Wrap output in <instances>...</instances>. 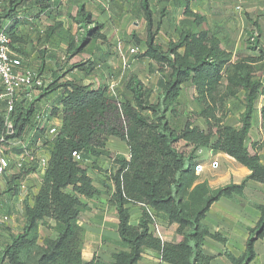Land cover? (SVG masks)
Segmentation results:
<instances>
[{
  "label": "trees",
  "instance_id": "trees-1",
  "mask_svg": "<svg viewBox=\"0 0 264 264\" xmlns=\"http://www.w3.org/2000/svg\"><path fill=\"white\" fill-rule=\"evenodd\" d=\"M191 1L200 0H171V5H180L185 18L180 22L178 39L169 40L163 49L155 38L166 8L155 21L150 0H141L146 40L141 42L133 37L137 48L141 47L134 56L139 61L148 59L158 65L155 71L159 78L154 89L147 91L129 74L120 79L122 90L130 94L131 99H128L118 91L120 84L113 95L109 85L98 80L86 85L71 80L62 82L66 75H59L61 69L50 70L48 93L61 92L60 108L55 109L61 114L60 127L48 143L49 161L33 203L24 202L22 229L11 233L10 240L0 244V264H103L95 257L89 262L83 260L85 230L78 221L88 210L89 202L101 194L93 185L95 167L84 162L109 158L110 153L105 149L109 138L127 145L129 159L117 157L111 178L110 201L117 214L120 240L114 243L118 251L108 264H139L144 250L156 252L164 264H210L213 257L202 250L205 240L209 238L226 246L227 240L212 233L203 221L213 203L221 199L234 201L235 197L244 199L245 182L254 181L264 186V165L257 154H250L246 144L254 107L260 97L263 98L261 125L264 129V85L253 68L260 61L264 63V50L258 49L256 58L232 62V53L224 48L216 34L200 30L205 18L190 11ZM60 5L61 0L3 1L0 29L5 27L15 54L23 56L22 28L28 25L26 17H29L21 15L20 9H33L36 13L31 17L35 20L42 16L51 19L59 12ZM76 23L84 33L75 49L68 43L63 66L87 49L89 39L93 42L90 49L104 40L103 27L95 25L91 14L81 5ZM55 29L46 35V40L49 41ZM44 54L41 52L39 56ZM89 62V66L71 63L68 72L80 70L89 74L95 67L94 61ZM41 68L43 65L38 68L39 72ZM225 74H228L227 81L244 93V111L238 128L216 119L217 108L211 103ZM185 84L192 87L199 112L177 126L174 124V131L170 119L176 115ZM236 93L229 91L234 97ZM153 96L155 100L151 102ZM15 114L16 136H20L32 115V107L24 111L17 109ZM199 118L205 128L195 123ZM179 141L191 150L188 153L177 150L173 145ZM201 149L236 159L250 175L242 184L214 190L205 183L194 184L195 159ZM73 152L80 155L79 161L72 157ZM28 174L29 170H24L7 177L8 191L17 194L16 181L24 180ZM130 207H138L141 212L135 226L130 224ZM253 207L261 213V218L249 229L245 253L235 257L226 249L222 252L230 264H250L255 259L254 242L264 235V204H253ZM159 221L178 224L177 233L182 235L183 241L163 242L153 232V225ZM39 226L52 232V236L43 238L41 243Z\"/></svg>",
  "mask_w": 264,
  "mask_h": 264
},
{
  "label": "crops",
  "instance_id": "crops-1",
  "mask_svg": "<svg viewBox=\"0 0 264 264\" xmlns=\"http://www.w3.org/2000/svg\"><path fill=\"white\" fill-rule=\"evenodd\" d=\"M90 1H92L96 5L99 4L98 1L95 0H90ZM170 2L171 0H150V9L153 11L154 20L157 21L158 19L156 20V17H158L159 12L163 8H166L164 18L161 19V26L165 25L166 28V31L164 32L165 34H169V35L173 34L172 35L173 37H170L169 40L176 41L178 39L180 22L185 17L183 16V10L180 7V5L179 4L174 5L173 3L171 5ZM227 2H231V0L191 1L189 4V9L192 13L200 14L205 18V23L201 26L200 30H211V32L215 33L216 37L222 42L224 48L232 53V61H234L233 60L234 56H237L239 59L243 57L256 58L258 56V51H259L258 49L264 50V0H236L237 4L246 5L248 3L249 6H251L252 8L248 10L242 9L243 13L242 12L238 14L235 13L237 16L231 18L235 19L236 25L229 24L228 25L229 30L226 29L227 25L225 24L226 22L232 24V19L225 17L228 13L230 14V11L226 9V5H228ZM111 3H112L111 15H109L108 17L105 15L98 16V14L96 13V15H92L91 17L96 18V20L99 23H101V21L106 22L107 23L106 25H111L110 21L107 22L108 19L120 23H122V21L125 22L127 20V21H131L134 27L140 24L143 26V29L145 28L146 30V21L144 19V15L141 9V0H112ZM79 6L80 5L77 6V10ZM118 6H120L119 10H117L116 8ZM254 13L259 16V18L257 19L258 22L257 24L254 25L253 28H250L249 26L251 24L250 15H253ZM233 15L234 13H232V16ZM43 18L47 19V17L42 16L40 20ZM163 19H165V21H163ZM26 20L29 23L27 26L22 28L23 30L22 43L20 48L23 54L22 66L31 67V68H40V66L43 65V68H41L40 72L46 77L50 75L51 69L62 70L60 66H63L64 64L62 62L64 61L65 55H62L61 57L51 55L47 49V45H41V43L38 41L39 36L36 35L37 33L36 27L38 26L37 21L40 20H35L30 16L26 17ZM5 24L6 23H4V25ZM106 25L105 26L101 25L103 27L101 33L104 36V39L106 37L104 33L106 30ZM235 29H236V36L234 39L235 42L232 43L234 47L233 45L227 47L224 44L225 36L227 35L228 31H230L231 33ZM115 30L117 31L118 28H115ZM251 32H254L253 35H250ZM247 34L250 35L248 37L249 39L251 37H255V41L253 42L256 43L255 45H252L249 39L247 41L248 45L246 44L245 36ZM106 42L101 40L96 43L98 45H101L100 48L96 47L97 48L96 51L98 49L101 50V58H99L95 62V67L93 71H91L88 74L86 72L77 70L80 71V75L82 77L90 79L88 81L89 83L97 82V80L103 82L102 81L103 79L101 80L100 77L104 78L105 81V79H107V75L110 76L112 75V71H113V67L111 64L112 59L118 58V60L122 62L123 65H125L128 56L135 55L132 54L130 50L136 47L129 49L127 53V51H125V48L122 47L120 43H118L115 50L113 49L111 51L110 48H108L109 46L106 44ZM92 45L93 42H90L87 48H90ZM44 47H46L47 51H44L45 54L43 56H39V51L42 52V49ZM253 47L254 49L252 50ZM46 59L49 60L46 61ZM144 60H148V59H144ZM155 73L157 72L155 71ZM158 78H159V74L157 73V80ZM111 82L112 81L108 83L106 82V84L109 85ZM50 102H52L51 99ZM262 102H263V98L260 97L254 107V112L252 114V123H251L252 128L256 127L261 133H262V128H261ZM250 135L251 133H249V137ZM118 143L120 144V146L123 145L126 146L124 142L118 141ZM125 149L127 150V147H125ZM14 150L17 151L16 148ZM111 150H117V149L112 146ZM122 155L127 156L128 151H126ZM197 156H199V158H202V156L204 158L215 157L220 159L221 161L222 168L216 173L215 177L209 183L210 188L213 190L225 187L230 184L239 185L243 180L246 179L247 176L250 175V172L245 167H242L240 165H239L240 167L237 168V171L230 169L231 166L229 160H233V159H231L229 156L223 153L220 152L213 153L211 150L201 149L197 152ZM43 172L44 171H29V174L25 176L24 180L20 182L16 181V184H19L18 187L19 190L17 194H14V192L12 191L9 192L6 183H7V177H11L12 175H17L18 171L7 172L0 179V189L1 191L4 190L3 191L4 193L8 195H12L11 197L13 198L9 200L10 203H12L14 202L16 197L22 194L20 192V189L23 181H25V179H27L28 177L30 181L34 176H38L39 179L41 178ZM207 173H209V167L208 166L201 167L200 174L204 175ZM102 186H104V184ZM94 187L101 192L100 195H103L104 191H109L111 195L113 194V187L111 184L110 185L106 184L104 190L103 188L97 185H94ZM260 189H262V191L264 192L263 185L254 181L253 182L250 181L246 184V187L244 189V199L238 198L237 200L235 198L234 201L221 199L210 206V209L206 214L203 222L207 227H209L212 233H217L220 234L222 237H224L227 240V243L226 246H223L218 242L207 238L206 240L209 239L214 242V244L212 243L209 244L210 245L212 244L211 246H215L214 247L215 252H210L207 255L209 256L214 254L220 255L225 249L228 250L235 257L237 255H243L245 253L246 251L245 244L247 239L249 238V229H253L261 218V213L253 207V204H263L264 202V195H262V193L260 194L259 191ZM0 202H2L4 205L6 201L0 198ZM89 203H90L89 204L90 208L92 207L93 210H95L96 208L100 210L99 207H101L105 214L103 215V217H95L94 215H91V217L85 220V224L82 225V227L85 230V236H84L85 240L82 249V258L85 262H89L95 257L97 261H99V263H103V264L111 263L113 254L117 252L115 251L116 246L114 243L120 240L117 232L118 220H117V214L115 208L111 204L110 199H107L106 202H103L101 199H95L90 201ZM131 208L133 207L129 208V212ZM11 209L12 210L14 209L13 203L11 205ZM133 211H134V215L137 217V221H135V223H132L130 220V224L135 226L138 222V219L140 218L141 212L138 207L133 208ZM4 214L8 215L7 213ZM105 215H107V217ZM9 221H4L0 223V244L4 242H8L10 240V234L13 233V230L8 231L7 229H5L7 227H5L4 225L8 224ZM21 221L24 222V215L23 218H21ZM250 222H253V224L249 225ZM158 226L162 230L164 240L167 242L171 241L172 236H170L166 232L167 224H164L162 221H159ZM38 233H40V230L38 231ZM50 234L52 235L51 231ZM206 240L204 244H206ZM234 240L238 241V243L235 244ZM103 241H105V243ZM254 252L256 256L255 259L250 264H254L255 260H259L260 263L264 264V235L261 238L255 240ZM213 260L210 262V264L213 263ZM139 264H164V263L161 262L160 256L156 252L151 250H146L145 254H143L141 257Z\"/></svg>",
  "mask_w": 264,
  "mask_h": 264
},
{
  "label": "rangeland",
  "instance_id": "rangeland-1",
  "mask_svg": "<svg viewBox=\"0 0 264 264\" xmlns=\"http://www.w3.org/2000/svg\"><path fill=\"white\" fill-rule=\"evenodd\" d=\"M98 1L99 4H95L90 0H63L61 2L60 8H59V12H55L54 14V18L51 19H41L40 21H37L38 26L37 28V33L36 35L39 36L38 37V41L41 43V45H47V49L49 51V53L51 55H55L57 57H61L62 55H66L67 52V46L68 43H71L70 48L75 49L76 47H78L79 41L83 36V30L80 28V26L76 23V19H77V6L78 5H83L85 12L91 14L92 15H96V13L98 14V16H109L111 15V10H112V0H95ZM228 5H226V9L230 11V14L228 13L225 17L226 18H230L231 17H235L237 16L236 14L242 12L243 10H248L251 9L252 7L249 6V4L247 3L246 5L244 4H237L236 0H231V2H227ZM108 5V9L104 10L103 7L101 5ZM95 8H94V7ZM121 6V5H120ZM116 7L117 10H119V7ZM237 7L240 8V10H237ZM243 9V10H242ZM108 11V12H106ZM20 13L23 16H30L33 15L34 13H36L33 9L31 8H21L20 9ZM93 13V14H92ZM232 13H234V15L232 16ZM236 13V14H235ZM251 16V24L249 25L250 28H253L255 24H257L258 22V18L259 16L256 15L255 13ZM158 19V17H156V20ZM92 20L94 21L95 25H106V22L101 21V23H99L96 18H92ZM27 21V20H26ZM111 22V25H106V30H105V39L103 40L104 42H106V44L109 46L108 48H110V50L112 51L113 49L115 50L116 46L118 43H120L122 45V47L125 48V51H129V49L136 47L135 45V40L133 37H135L137 40H140L141 42H144L146 39V30L145 28L143 29L142 25H137L136 27H134L131 23V21H122V23L120 22H114L113 20L108 19L107 22ZM163 21H165V19H163ZM28 22V21H27ZM139 22V20H138ZM29 23V22H28ZM236 25V21L235 19H232V24L229 22H226L225 25H227L226 29L229 30L228 25ZM93 26V25H92ZM92 26H89V28H91ZM56 28V29H55ZM115 28H118V30L116 31ZM52 29H55V31H53V35L52 37L48 40H46V35L49 34L50 32H52ZM166 31L165 25L161 26V29L158 33V35L156 36L155 40L156 42L163 48L166 49L167 47V43L169 41L170 37H173L172 35L169 34H165L164 32ZM255 32V30H254ZM254 32H251L250 35H253ZM172 33V32H171ZM249 34V32H248ZM246 35V44L248 45L247 41H248V37L250 35ZM235 36H236V29L233 30L231 33L230 31H228L227 35L225 36V40H224V44L229 47L232 46L233 42H235ZM66 39L68 40L66 42ZM144 40V41H143ZM89 43L91 42V40H88ZM45 42V43H43ZM101 45L96 44V46L92 49L87 48L85 51H83L80 55L76 56L74 59H72L70 61V63H83V64H87L88 66L90 65L89 61H94L96 62L99 58H101V50L98 49L96 51V47L100 48ZM234 47V45H233ZM46 47H44L42 49V52L47 51ZM233 49V48H232ZM139 51H141V47L139 46ZM39 51V55H40ZM50 55V56H51ZM259 56V54H258ZM257 56V57H258ZM56 59V57H55ZM240 59H246L245 57L240 58ZM237 56L233 57L232 62H236L238 60H240ZM262 62L260 61V63H256L254 64V69H255V75L257 78L260 79V81L262 82V84L264 85V64H261ZM111 64L113 67V71H112V75H107V79L100 77V79L103 81L101 83L106 84V82H110V81H116L118 79L127 77L129 74L134 75L137 80L143 85V87L149 91L150 89H154L155 86V82L157 80V73H155V70L158 68V65L153 64L152 62H150L149 60H138L135 58L134 55H129L128 58L126 59V63L125 65L122 64V62H120L118 60V58H114L111 60ZM68 65H64V66H60V68H62L61 72L59 75H66L65 78L62 80V82L67 81V80H71V81H76V82H80L83 84H88L89 82V78H84L80 75V71H74V72H68L69 66ZM124 66V67H123ZM261 67V68H259ZM259 69V70H258ZM52 70V69H51ZM262 72V73H261ZM227 75H224L223 80L221 81L220 85L217 88L216 91V95L213 96V102L212 105H214L217 110L215 112V117L216 119H220V121L222 122V124L227 125V126H231L234 128H238L239 127V117L240 115L243 113L244 111V107L242 104V100L244 97V93L242 90L238 89L236 85L230 83L227 81ZM117 78V79H116ZM60 82V81H59ZM58 82V83H59ZM236 91V96H232L229 94V91ZM118 91L122 92L128 99H131L130 94L126 93L124 90H122V86L120 84V86L118 87ZM60 90L51 93L50 94V99L52 101V104L54 106V108H57L59 110L60 108V102H59V98L61 96L60 94ZM155 100V96H153L150 101L154 102ZM199 112V106L196 104L195 100H194V92L192 87H190L188 84L183 85V89L181 92V96L179 98V106L177 107L176 110V115H174L173 119L170 121L173 124V128L172 130L176 131L174 129L175 125H179L182 122H184L188 117H191L192 115H194L195 113ZM144 115H148L147 113H144ZM171 115L167 114V117L170 118ZM195 123L200 127V128H205V123L202 119H197L195 121ZM175 124V125H174ZM261 124H262V119H261ZM254 126V125H253ZM262 128V125H261ZM251 131H249V133H251L249 139H247L246 144H247V148L250 152V154L252 155H258L260 157V163L262 165H264V129H262V133L256 128L251 126ZM116 148L117 150H111V147ZM177 150L188 153L191 149L188 147H185L184 143L179 141L177 143H175L173 145ZM125 147H127V145H123L120 146V144L118 143V141L116 139L113 138H109L106 140L105 142V149L110 153V157L109 158H100V159H90L84 162L85 165L92 167H95V170L93 171H97L95 172V174L93 175V184L97 185L101 188H103V190L105 189L104 185H112V174L114 173L116 166H115V161L117 160V157H124L126 159H129V150L127 147V150L125 149ZM209 150V149H208ZM126 151H128V155L124 156L122 154H124ZM117 153V154H116ZM216 153V152H213ZM224 154V153H223ZM231 158V157H230ZM233 160H229L230 161V169L232 170H236L237 168H239L240 166L244 167L242 164H240L236 159L231 158ZM78 160V159H76ZM79 161V160H78ZM213 161H218L219 166L216 170L211 168V163ZM195 168H194V173H195V179H194V184H198V183H205L209 188V183L211 182V180L215 177L216 173L222 168V164L220 159L215 158V157H203L199 158V156H197L196 154V159H195ZM240 165V166H239ZM198 166H208L209 167V173L201 175V171H197L196 167ZM31 179V178H30ZM39 182V183H38ZM244 182V180L241 182V184ZM250 182L247 181L245 182V186L244 189L246 187V184ZM253 182V181H252ZM103 183V184H102ZM40 186V178L38 179V176H34L32 177V180L29 181V177L27 179H25V181H23V183L21 184V189L20 192L22 193L20 196L16 197L14 202H12L14 204V209H11V205L12 203H10L9 200H11L13 197H11L12 195H8L6 193H4L3 191H1L0 189V198L5 202V207L3 205L2 202H0V215L4 216L7 218L6 221H9L8 224L4 225L5 229H7L8 231L13 230V232H18L20 229H22L23 226V221H21V218H23V212H24V202L27 200L28 203H33V199L34 196L36 195V189H39ZM36 188V189H35ZM34 189V190H33ZM260 194L262 193V195H264V192L262 191V189L259 190ZM111 193L109 191H104L103 195H100L98 197V199H101L103 202H106L107 199H111ZM261 196V195H260ZM262 197V196H261ZM238 200V197H235ZM90 204V203H89ZM264 204V202H263ZM100 210H98L97 208L95 210H93V208L89 206L88 210H86V212L84 213V215L80 218V220L78 221L79 225L82 227V225L85 224V220H87L89 217H91V215H94L95 217H103V215L105 214L104 211L102 210L101 207H99ZM135 208V207H133ZM133 208L130 209V218L132 216V218L130 219L132 223H135V221H137V217L134 215V211ZM7 213L8 215L4 214ZM107 217V215H105ZM13 217V218H12ZM167 224V230L166 232L172 236V240L167 242L164 240V236L162 233L161 228L159 227L160 230V234H161V240L163 242H167V243H180L183 241V237L182 235L177 233V229H178V224L176 223H164ZM253 222H250L249 225H252ZM83 228V227H82ZM249 228V227H247ZM84 229V228H83ZM40 230L39 236H40V241L39 243H41L43 238L46 237H51L52 235L50 234L49 229H47L44 226H39L38 231ZM85 235V234H84ZM105 243V241H103ZM209 243L214 244L213 241L211 240H206V244H203L202 246V250L203 252L207 255L210 252H215L214 247L215 246H211ZM234 243L237 244L238 241L234 240ZM115 251H118V248H115ZM145 251H143V254H145ZM115 254V253H114ZM142 254V255H143ZM142 257V256H141ZM211 257H213V263L212 264H230L228 262V260L222 255H211ZM236 257H241V255H237ZM254 264H263L260 263L259 260H255Z\"/></svg>",
  "mask_w": 264,
  "mask_h": 264
},
{
  "label": "built area",
  "instance_id": "built-area-1",
  "mask_svg": "<svg viewBox=\"0 0 264 264\" xmlns=\"http://www.w3.org/2000/svg\"><path fill=\"white\" fill-rule=\"evenodd\" d=\"M4 0H0V6ZM63 0H61L62 2ZM104 10L108 5H101ZM237 10L240 8L237 7ZM250 43L255 41L251 37ZM132 54L138 48L130 50ZM49 59H46L48 61ZM22 57L15 55L5 34L0 29V179L12 171H45L49 161L48 143L53 140L61 123V114L56 113L48 86L51 78L39 72L38 68L23 67ZM120 79L109 84L110 92L115 95ZM32 107V115L20 136H16V110ZM22 115V114H21ZM20 115V117H21ZM17 149L15 151L14 149ZM74 159H80L76 152ZM216 170L218 161L211 163ZM201 171V166L196 167ZM7 218L0 215V223ZM153 232L161 238L159 226L153 225ZM1 252V248H0Z\"/></svg>",
  "mask_w": 264,
  "mask_h": 264
}]
</instances>
